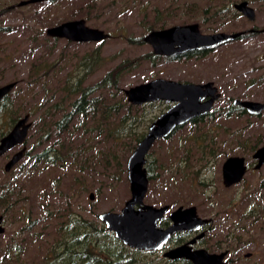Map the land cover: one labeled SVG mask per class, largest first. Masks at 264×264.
I'll return each mask as SVG.
<instances>
[{
  "label": "rangeland",
  "instance_id": "374dc122",
  "mask_svg": "<svg viewBox=\"0 0 264 264\" xmlns=\"http://www.w3.org/2000/svg\"><path fill=\"white\" fill-rule=\"evenodd\" d=\"M20 1L0 0V25L5 28L0 32V85L17 81L8 93L12 106L0 117V124L15 113L19 118L28 114L31 125L23 145L0 156V191L4 186L11 190L8 199H0V215L4 216L5 227L0 235V249L8 242L26 240L25 256L31 260L52 242L56 217L70 213L98 220V214L103 211H120L130 197L127 172L121 173L117 180L108 175L110 172L104 174L100 158L109 152L111 145L99 142L94 136L84 139L79 146L76 144L82 140L78 141V135L70 141L65 137V149L71 147L65 160L53 166L34 164V155L55 143L52 134L50 140L39 143L46 130L43 122L46 107L41 104H46L52 94L49 105L62 98L64 80L81 75L83 62H88L87 58L98 46V42L69 44L65 39L52 40L45 34L46 28L83 18L87 25L110 34L99 48L100 63L89 74L87 82L90 83L118 63L138 59L152 51L146 42L132 43L128 38H143L154 22L158 25L164 20L165 28L197 23L200 31L207 34L238 32L253 26L263 28L264 0H247L256 11L254 22L239 13L227 16L218 13L223 5L232 7L240 0H93L84 16L75 18L72 11L75 7H85L86 0H48L22 6ZM263 54L264 32L236 39L198 58L162 59L156 65L141 60L122 75L119 84L124 90L157 77L194 83L213 81L220 92L219 101L213 107L218 110L214 113L216 117L236 98L264 101ZM33 65L37 68L31 71ZM122 95L126 99L124 92ZM166 108L163 101L142 105L145 122L141 127L147 123L145 133L150 120ZM213 119L211 122L206 119L203 125L209 127L199 134L194 133L199 131L188 123L171 137L153 144L147 161H152L156 177L149 180L146 199L156 198L155 190H172L175 191L172 198L179 204L202 205V214L215 212L220 221L264 222V164L260 169L253 168L252 152L242 149L238 134L259 139V146L263 144L264 111L257 117ZM205 131L204 141H190L201 137ZM22 146L26 154L6 172L4 165ZM119 151L121 156L122 150ZM231 155L244 156L249 170L240 183L226 188L222 184L221 166ZM90 192L94 194L93 199L89 198ZM165 192L162 198H169ZM250 202L260 205L254 207ZM252 206L255 211H251ZM27 225L32 229H23ZM251 236L254 244L248 250L254 251L252 261L261 263L264 234L254 230Z\"/></svg>",
  "mask_w": 264,
  "mask_h": 264
},
{
  "label": "trees",
  "instance_id": "16d2710c",
  "mask_svg": "<svg viewBox=\"0 0 264 264\" xmlns=\"http://www.w3.org/2000/svg\"><path fill=\"white\" fill-rule=\"evenodd\" d=\"M92 5L93 0H86L85 7H75L72 11V16H74L72 18L83 17V13L88 11ZM218 13L222 16H227L228 13L232 15L234 13L238 14L233 7L228 5H223V7L218 9ZM166 25L163 20L158 25L155 22L152 23L147 29H162ZM0 31L2 32L4 29L0 28ZM243 35H240L237 39L251 34ZM45 40H49V38L46 36ZM52 40H58V38H52ZM128 41L139 44L144 42L141 37H130ZM103 42L104 40L98 42V46L92 51L91 57L87 58V60L89 59L88 62H83L84 67L81 75L75 78L74 76H68L64 80L62 98L52 101L49 105L47 103L51 100L52 94L48 97L47 105L41 104V106L45 105L46 107L43 120L46 130L42 133V139L39 140V143L50 140L52 136L55 143L36 153L34 155V164L44 163L45 165L53 166L61 162V160H65V155L71 152V147L68 146L66 148L68 152L65 149V141H63L65 137H68L70 141L74 138V135H78V141L82 140L78 142L79 144H76V146H79L83 144L84 139L94 136L99 142L110 143L109 152L103 153L100 161L104 174L110 172L108 175L112 179L117 180L121 173L126 172L125 161H127V156L144 136V130L147 127V123L141 127L145 122L144 111H141L143 104L133 105L122 95L123 89L119 84L122 75L139 65L141 60H146L152 65H156L162 59L167 61L182 57L198 58L208 52L192 51L187 52L188 54L185 53V55L171 56L170 58L169 56H157L150 51L138 59L124 60L118 63L97 80L89 83L87 82L89 74L93 71V67L100 63L99 48ZM67 43L70 44L72 42L67 41ZM36 68L37 66L33 65L31 71ZM64 104H66V107L63 106ZM11 106L10 95H7L0 101V117L6 114ZM215 111L218 110L212 109L204 117L200 116L190 121L194 129L199 131L194 133L199 134L200 130L203 131L205 127H209L203 124L208 118L210 122L212 121L211 119L215 117ZM219 116L225 118L231 116L254 117L248 114L245 109L233 103H229L223 112L217 113L215 118ZM18 119L19 116L14 113L8 117L7 121H1L0 138L9 132ZM153 120L151 119L150 122ZM206 134L207 132L205 131L201 137L191 138L190 141H193V143L199 139L204 141ZM238 134L242 141V149L245 152L253 153L260 144L259 139L254 140L243 133ZM240 134L242 135L240 136ZM119 150H122L123 154L121 156ZM151 167H153L152 161H147L146 169H148L149 180L156 177ZM10 191L9 186H4L0 191V199H8L11 195ZM247 199L249 201V198ZM252 204L254 207L260 205L259 203ZM253 206L251 211L254 210ZM55 221L57 222L55 236L52 242L41 250V255L31 260L27 259L25 256L26 240L8 242L2 245L0 249V264H135L138 260L137 253L124 245L122 241L115 237L113 232L108 231L104 224L98 220L68 213L56 217ZM23 229L29 231L32 228L27 225Z\"/></svg>",
  "mask_w": 264,
  "mask_h": 264
},
{
  "label": "water",
  "instance_id": "95a60500",
  "mask_svg": "<svg viewBox=\"0 0 264 264\" xmlns=\"http://www.w3.org/2000/svg\"><path fill=\"white\" fill-rule=\"evenodd\" d=\"M40 1L48 0H22L19 5ZM233 7L248 20H255V11L248 4V1H238L234 3ZM260 31L264 32V28ZM242 33L221 31L207 34L200 31L197 23H188L151 30L143 37V40L151 46L155 55L171 57L192 51L214 50L236 40ZM45 34L51 38L77 43L101 42L110 36L103 29L87 25L83 18L66 20L49 26L46 28ZM16 84L17 81H11L0 85V101L8 95ZM123 92L126 100L133 105L163 101L165 104H169V107L149 124L146 133L127 158L126 172L130 197L125 201L120 211H103L98 214V220L104 224L108 231L113 232L123 244L136 249H155L162 244L158 239L160 230L157 229L156 222L168 206L155 207L143 204L149 184L146 169L147 154L156 140L168 138L179 127L210 112L220 97V92L213 81L194 83L163 77L130 86L125 88ZM233 103L251 115H258L264 111V101L236 98ZM28 119V114L19 118L9 132L0 138V156L24 143L31 125ZM25 149V146H22L10 157L4 165L6 172L10 171L24 157ZM252 158L256 160L253 168L260 169L264 164V143L255 149ZM248 168L244 156H228L221 166L224 187L228 188L241 182ZM93 196V192H90L89 198L93 199ZM171 218L174 223L165 231L164 239L170 232L189 227L193 221L209 220L198 217L195 206L186 208L179 206L171 213ZM4 231L3 216L0 215V235ZM168 255L172 258L182 257L185 255L184 247H178L169 252ZM221 257L222 255L219 258ZM212 258L209 257L206 261L195 264H212ZM219 264H224V262L221 261Z\"/></svg>",
  "mask_w": 264,
  "mask_h": 264
},
{
  "label": "flooded vegetation",
  "instance_id": "af4514ba",
  "mask_svg": "<svg viewBox=\"0 0 264 264\" xmlns=\"http://www.w3.org/2000/svg\"><path fill=\"white\" fill-rule=\"evenodd\" d=\"M248 4L250 5L249 2ZM233 5L234 3L232 4V7ZM252 8L254 9V7ZM233 9L235 8L233 7ZM237 13L241 14L238 11ZM242 16L246 18L244 15ZM248 21L254 22L250 20ZM0 28H3L5 30V28L1 25ZM263 28H257L256 26H253L252 28L240 30L238 32H243L241 35H243L244 33L253 35L262 33L260 30H262ZM168 107L169 104H167V108ZM254 161L256 163V160ZM154 192L156 198L150 199V201L146 199V192L143 199V204L153 205L155 207H161L165 205L168 206L167 210L156 222L157 229L160 230L158 232V239L162 242V244L160 245V247L155 249H136L128 246L137 253L138 260L135 264H141V262L142 264H195L196 262L206 261L207 259H209V257H213L212 264H219L221 261L224 262V264H264V259L261 263L252 261L255 255L254 251L248 250V248L254 244V239L251 236V234L254 233V230L260 234H264L263 221H239L234 223L228 221H220L217 219L218 216L215 212L202 214V205L182 203L179 204L176 199L172 198L175 191L169 190L168 192H165V190H155ZM163 192H165V195H169V198H162L161 194ZM179 206H183L184 208L195 206L197 216L201 219L209 220L193 221L189 224V227L170 232L166 239H164V236L166 235L165 231L174 223L171 218V213ZM181 246L184 247L185 255L176 258H172L168 255L169 252ZM221 255L222 257L219 258Z\"/></svg>",
  "mask_w": 264,
  "mask_h": 264
},
{
  "label": "bare ground",
  "instance_id": "6f19581e",
  "mask_svg": "<svg viewBox=\"0 0 264 264\" xmlns=\"http://www.w3.org/2000/svg\"><path fill=\"white\" fill-rule=\"evenodd\" d=\"M39 3V2H38ZM242 15V14H241ZM245 34V33H244ZM242 36H244V35H242ZM235 41V40H234ZM228 44V43H227ZM195 52H197V51H195ZM204 52V51H203ZM206 52V51H205ZM188 54V53H187ZM185 55V54H184ZM158 56V55H157ZM166 57V56H165ZM171 58V57H170ZM7 97V96H6ZM216 101H219V100H216ZM254 116V115H253ZM200 117V116H199ZM204 117V116H203ZM198 118V117H197ZM190 123V122H189ZM178 131V130H177ZM171 137V136H170ZM166 139V138H165ZM27 141V140H26ZM156 143V142H155ZM23 145V144H22ZM19 146V145H18ZM148 170V169H147ZM249 170V169H248ZM144 203H145V201H144ZM4 217V216H3ZM4 223V222H3Z\"/></svg>",
  "mask_w": 264,
  "mask_h": 264
}]
</instances>
